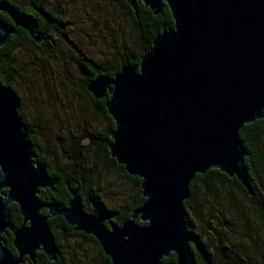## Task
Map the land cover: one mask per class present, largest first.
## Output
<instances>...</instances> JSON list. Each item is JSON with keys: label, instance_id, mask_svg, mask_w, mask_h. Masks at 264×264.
I'll return each mask as SVG.
<instances>
[{"label": "water", "instance_id": "water-1", "mask_svg": "<svg viewBox=\"0 0 264 264\" xmlns=\"http://www.w3.org/2000/svg\"><path fill=\"white\" fill-rule=\"evenodd\" d=\"M125 1L135 15L138 3L155 16L166 5L173 26L157 34L138 65L98 75L86 90L105 99L114 123L109 156L141 180L145 201L108 227L83 210V181L68 188L66 206L42 202L41 192L58 180L35 161L19 97L0 84V264H32L37 252L54 261L58 247L47 221L57 216L92 236L110 264H196L183 206L195 176L216 169L252 195L239 131L264 117V0ZM0 11L42 42L33 17L1 2ZM13 33L0 20V47ZM12 204L22 218L18 227ZM8 232L16 256L3 247ZM172 254L175 261L164 262Z\"/></svg>", "mask_w": 264, "mask_h": 264}, {"label": "trees", "instance_id": "trees-1", "mask_svg": "<svg viewBox=\"0 0 264 264\" xmlns=\"http://www.w3.org/2000/svg\"><path fill=\"white\" fill-rule=\"evenodd\" d=\"M113 1L115 11L117 10L120 18L129 21L131 34L134 37V48L129 52L122 47L120 48L122 52L118 49L109 58L105 57L104 61L84 58L76 63L78 71L84 79L81 86L82 91L93 107L92 118L101 119L107 127L99 131L94 128L88 129V123L84 121L86 127L76 131V134L70 133L66 137V141L57 135V140L60 143V154L64 163L56 164L54 168H52V161L44 156L42 148L36 142L35 134L37 131L27 122L21 99L16 87L12 84L14 69L11 66V56L13 51L24 44L32 47L34 41L28 36L26 37L25 34L17 32L10 36L3 47H0V84L11 88L19 97L18 114L27 128L35 161L44 166L50 176L56 177L58 180L52 190L41 192L40 200L46 203L57 202L61 207L66 206L70 200L68 188H73L80 181H83L80 193L83 210L101 217L107 227L110 223L120 226L130 218L135 208L144 203L145 199L141 196V180L126 174L123 166L118 165L114 159L110 158L108 152V144L111 141L109 133L114 128V123L104 106L105 99H94L86 90V84L98 75L112 77L124 65H138L141 56L150 49L157 34L173 26V20L166 5H164L161 13L155 16L142 3H138L137 15H135L125 0ZM0 2L6 8L33 17L38 23L37 31L44 32L47 38L48 32L59 30L61 24L59 12L47 8L43 0H0ZM81 2L84 3V0ZM0 20L5 28L12 27L11 20L4 11H0ZM92 126L94 127V125ZM239 138L247 151L244 165L252 195H249L235 178H229L224 173L211 169L203 175L195 176L190 184L189 198L183 203L190 247L194 253L196 264H264V237L260 239L258 234L249 232L246 218V214L256 217L261 225L257 231L264 232V117L254 123L244 125L239 131ZM112 170L116 174L121 173L132 190V195L123 192V201L119 206L107 205L102 197L101 184L106 181ZM259 183L262 184L263 188L260 187ZM199 193L201 194L199 195ZM201 195L202 198H200ZM205 201H209L210 204H206ZM207 210L208 212H206ZM205 212L209 215L208 218L218 220L220 230L224 224L230 221L232 235L248 241L250 251L241 255L240 244L229 245L228 235L224 236L221 231L215 228H210L214 233L203 229V232H207L206 235L201 231L197 232L193 227L191 215L196 220L201 221L204 220L202 217ZM41 213L46 214V211ZM226 214L229 215L228 220L225 217ZM10 216L13 226L18 227L21 224V216L15 204L10 206ZM223 221L226 223L223 224ZM47 222L58 247L57 257L51 261L42 252H37L35 263L32 264H65L66 257L61 245L63 238L67 241L79 239L93 244L99 250L101 263L110 264L109 258L103 254L99 244L92 236L75 232L73 227L66 224L61 216L49 218ZM205 222L208 224L207 221ZM136 223L144 225L139 220H136ZM55 225L60 226L62 233L55 229ZM12 240V232H8L3 236V247L13 256H16ZM170 261H175L173 254L164 259V262ZM27 264L31 263L28 261Z\"/></svg>", "mask_w": 264, "mask_h": 264}, {"label": "rangeland", "instance_id": "rangeland-1", "mask_svg": "<svg viewBox=\"0 0 264 264\" xmlns=\"http://www.w3.org/2000/svg\"><path fill=\"white\" fill-rule=\"evenodd\" d=\"M81 1L43 0L47 8L59 12V30L48 32V43L42 51L24 44L17 47L11 56L14 69L12 84L21 99L27 122L37 131L35 140L44 156L52 161V168L64 163L57 135L66 141L70 133L76 134V131L86 127L84 121H87L88 129L99 131L107 127L101 119L92 118L93 107L82 91L84 79L78 71L77 61L84 58L104 61L105 57L109 58L122 47L129 52L134 48L129 21L120 18L113 0ZM101 189L102 197L109 206L121 205L124 191L132 195L130 185L121 173L116 174L114 170L101 184ZM205 202L210 204L209 201ZM206 212L201 221L191 215L197 232L206 235L203 229L213 232L210 228H215L224 236L228 235L229 245L240 244L241 255L250 251L248 241L232 235L230 221H223L226 224L220 230L218 220L208 218ZM225 217L227 219L229 215ZM246 218L249 232L263 239L264 232L257 231L261 225L256 217L246 214ZM55 229L62 233L59 225H55ZM61 245L66 257L65 264H102L98 248L89 242L63 238Z\"/></svg>", "mask_w": 264, "mask_h": 264}, {"label": "flooded vegetation", "instance_id": "flooded-vegetation-1", "mask_svg": "<svg viewBox=\"0 0 264 264\" xmlns=\"http://www.w3.org/2000/svg\"><path fill=\"white\" fill-rule=\"evenodd\" d=\"M11 23H12V27H10V28H14V33L12 34V35H14V34H16L17 32L18 33H20V34H25V36L27 37H29L30 39H33L32 37H30V35L28 34V32L26 31V30H24L23 28H20V27H14V24H13V22L11 21ZM38 24V23H37ZM9 28V27H8ZM37 29H38V27H37ZM36 32L37 33H39V34H41V36H42V38H43V40H42V42L40 43V44H38V43H36L34 40V45H32V47L34 48V49H36V50H40V51H42L43 49H45V47L47 46V35L46 34H44V32L43 33H41V32H39V31H37L36 30ZM42 211H45V210H42ZM41 211V212H42ZM47 213V212H46ZM42 214V213H41ZM42 215H45V214H42ZM21 216V215H20ZM51 218H53V217H51ZM21 221H22V218H21ZM16 252V251H15ZM24 263H28V260L27 259H25L24 260V262H23V264Z\"/></svg>", "mask_w": 264, "mask_h": 264}]
</instances>
